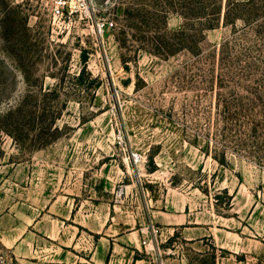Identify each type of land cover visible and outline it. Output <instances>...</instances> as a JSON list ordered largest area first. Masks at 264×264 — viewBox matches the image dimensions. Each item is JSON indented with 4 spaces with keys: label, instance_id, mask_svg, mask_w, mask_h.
Here are the masks:
<instances>
[{
    "label": "rangeland",
    "instance_id": "1",
    "mask_svg": "<svg viewBox=\"0 0 264 264\" xmlns=\"http://www.w3.org/2000/svg\"><path fill=\"white\" fill-rule=\"evenodd\" d=\"M97 1L99 16L115 21L103 34L78 15L55 19L51 0H0V260L62 264L59 242L39 235L49 226L56 235L71 216L70 228L83 223L82 253L94 248L90 229L140 231L144 264H264V103L257 125L239 133V106L230 117L225 105L231 89L248 93L220 84L230 83L221 46L236 30L222 22L206 31L201 53L163 58L136 39L158 35L125 16L154 2ZM167 24L179 29L184 18L170 12ZM238 36L230 54L255 59ZM18 104L16 140L2 129ZM18 237L23 255L12 246ZM98 238L104 259L112 241Z\"/></svg>",
    "mask_w": 264,
    "mask_h": 264
},
{
    "label": "trees",
    "instance_id": "2",
    "mask_svg": "<svg viewBox=\"0 0 264 264\" xmlns=\"http://www.w3.org/2000/svg\"><path fill=\"white\" fill-rule=\"evenodd\" d=\"M151 1L154 2V6H150L149 8H153V11L148 9V7H140L138 9L127 7L125 8V16L128 20V27H133L132 24H135V21L139 20V23H141V31L144 30L143 27H146L148 29L144 32L152 30L158 35L148 39L146 33H140L138 36L139 39L136 38L141 42H151V47L148 43L145 46H141L156 56L169 58L183 50H188L194 54L201 53L203 50L202 44L206 40L207 30L219 27L222 22L225 25L234 27L236 30L235 37L230 41H225L221 46L223 54L226 55H223L222 61L225 65V70H227L226 73L229 75L230 83L222 80L220 84L221 87L228 88L232 87V84L240 85L247 91L248 95L239 96L235 89H231L232 95L236 97L226 103L224 112L230 115V117H233L234 114L231 112L233 103L239 106V120L242 121L241 126H239L240 128L236 129L239 130V133L248 130L249 126L257 125V113L254 111L264 103V96L258 91L259 87L264 86L260 78V74H264V42L262 43L264 41V0ZM170 12L179 13L184 18V24L181 28L176 30H170L168 28L167 23ZM239 21L244 23L246 29L237 32ZM249 30L254 34L248 35ZM125 32L126 30L122 31V33ZM239 34L247 39L246 42L250 45V49L257 54L255 59L247 58V60L241 61V55H235L233 57L230 54L232 49L237 45ZM121 40L122 44H124L122 46H127V38ZM123 61L126 67H128L127 62L129 60L123 57ZM82 72L79 76L82 75ZM246 82L257 85H247ZM20 109L21 104L9 108L4 114V117L7 121H10L12 127L2 129L12 134L16 140H19L16 129L18 127L15 126V123L18 122L16 115ZM261 112L264 113L263 111ZM58 116L59 111H53L48 123V128L53 133L59 130L56 126Z\"/></svg>",
    "mask_w": 264,
    "mask_h": 264
},
{
    "label": "crops",
    "instance_id": "3",
    "mask_svg": "<svg viewBox=\"0 0 264 264\" xmlns=\"http://www.w3.org/2000/svg\"><path fill=\"white\" fill-rule=\"evenodd\" d=\"M71 216H64L59 232L56 235H52L49 230L46 232L40 231V239L39 241H44V244L56 243L59 242L62 248V256L60 258V262L62 264H94L93 262L99 263L104 261V263L113 264L117 262H121L123 264H144L146 259L142 256L143 244L142 239L143 236L140 231H126L125 233L119 232L116 235H110L104 232V235H101L103 231L99 230H91V234H89V238L94 240V248L90 251V253H82L83 247L81 246L82 235L79 227L83 226L80 221L73 220L75 225L70 228L69 220ZM131 230V229H130ZM99 237L98 239L105 236H109L111 239L110 250L108 251V255L103 259L101 257V243L95 242V237ZM36 240H38L36 238ZM0 241L5 242V239L0 236ZM13 247L17 246V250L20 251V255L22 249L21 238L18 237L13 241ZM35 247V245H34ZM81 249L79 250V248ZM93 247V246H92ZM69 254L74 255L77 259L73 261H68L65 257H68ZM32 258H37L38 255H31ZM22 257V256H21ZM88 257V258H87Z\"/></svg>",
    "mask_w": 264,
    "mask_h": 264
},
{
    "label": "built area",
    "instance_id": "4",
    "mask_svg": "<svg viewBox=\"0 0 264 264\" xmlns=\"http://www.w3.org/2000/svg\"><path fill=\"white\" fill-rule=\"evenodd\" d=\"M51 12L55 19H66L78 15L88 24H92L101 34L115 27L114 20L99 16L101 10L97 0H51ZM154 243V239L144 240L147 249L149 246L151 249H155ZM0 263L8 264L5 259H1Z\"/></svg>",
    "mask_w": 264,
    "mask_h": 264
}]
</instances>
